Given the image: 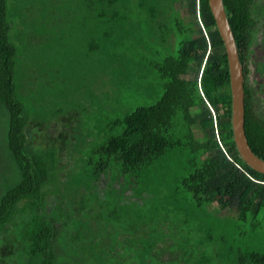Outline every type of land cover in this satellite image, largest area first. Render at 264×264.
<instances>
[{"label": "trees", "instance_id": "16d2710c", "mask_svg": "<svg viewBox=\"0 0 264 264\" xmlns=\"http://www.w3.org/2000/svg\"><path fill=\"white\" fill-rule=\"evenodd\" d=\"M29 1L0 0V114L7 123L4 156L16 172L9 183L0 173V264H193L198 225H191L193 246L180 260L175 240L154 237V225H115V233L109 225L112 219L126 220V203L153 199L163 192L162 186L196 207L234 211L240 221L259 213L264 219V175L243 162L233 142L227 59L207 0H133V10L150 26L149 35L162 30L155 38L156 60L149 65L162 95L152 105L122 112L109 127L119 128V133L94 145L80 164L70 167L61 163L62 149L53 137L44 143L31 130L41 131L43 125L31 123L23 99L33 85L37 89L41 85L40 75L35 77L39 83L26 85V75L25 83L17 82L19 60L25 59L18 54L27 51L17 43L27 42L34 50L44 46L42 36H36L43 25L38 22L36 33L32 27L49 12L48 4ZM257 1L222 4L242 65L245 136L251 151L264 160V120L252 108L244 82L259 27ZM94 2L99 7V13L90 14L94 24L105 29L114 22L122 24L123 0ZM260 8L264 13V0ZM169 38L171 46L175 41L178 45L174 52L166 47ZM50 42L46 41L52 46ZM32 134L44 145L33 146ZM107 194L115 199L114 207L105 202ZM84 195L92 208L86 206ZM87 212L94 225H72L77 215ZM263 227L250 225V231L259 237ZM11 237L19 238L16 245H11ZM210 237L198 244H206ZM242 238L231 264H264V250ZM208 251L215 257L210 247ZM164 252L170 255L166 262L159 257ZM203 252L208 256L205 247L196 253Z\"/></svg>", "mask_w": 264, "mask_h": 264}, {"label": "rangeland", "instance_id": "374dc122", "mask_svg": "<svg viewBox=\"0 0 264 264\" xmlns=\"http://www.w3.org/2000/svg\"><path fill=\"white\" fill-rule=\"evenodd\" d=\"M41 1L48 4L49 12L44 13L45 16L40 20L38 18L35 21L37 27L32 28L36 33L38 22L43 25V31L36 36H42L44 46L34 50L33 45L27 42L17 43L18 47L22 50L27 48V51L18 54L25 59L20 58L19 63H22L17 69L16 77L17 82L21 84L25 83L26 75V85H29L31 81L39 83L40 80L35 77L36 74L40 75L41 85L38 89L33 85V89L30 88L25 96L27 98L23 99L31 123L43 125L41 131L35 127L31 130L40 136L44 143L53 137L62 149L61 163L70 167L74 162L80 164L81 157L94 145L102 143L109 135L119 133V128L109 127L122 112L152 105L162 95L161 83L149 71L150 63L156 60L154 51H157L158 45L155 38L162 30L156 29L149 35L150 26L141 18L140 13L133 10V0H123L125 18L122 24H110L109 29L108 26L106 29L99 27L97 22L94 24L90 14L99 13V7L94 0ZM29 2L32 3L33 0ZM257 2L255 9L259 15V27L255 33L256 46H253L254 61L260 60L264 55V13L260 8L261 0ZM168 14H172V11ZM29 23L31 20H28ZM169 24L171 25V20ZM50 39L53 41L52 46H49ZM170 40L169 38L166 47L174 52L178 45L175 41L171 46ZM46 41H49L48 45ZM258 66V72L264 77L262 65ZM25 67L27 70L24 71ZM248 68L250 73L247 83L250 88L254 81L261 85L263 81L256 72L254 63H249ZM123 75H128V78ZM258 90L259 92L254 94L253 109L264 120V91L263 88ZM6 130V119L0 114V173L2 177L8 178L9 183L16 179V172L8 157L4 156ZM30 139L33 146L44 145L36 135L32 134ZM159 177L161 176H156L157 179ZM159 190L163 192L157 193L153 199L139 202L132 200L126 203L124 208L129 210L126 215L128 217L118 222H113L112 219L109 223L112 232L115 233V225H123L125 228L129 225H154V237L161 239L165 235L167 238L172 236L175 240L178 259H186L185 252L193 245H198L197 249L191 252L193 264H231L238 248H242L241 236L242 242L246 241L249 245L258 247L260 251L264 250V234L259 233V237H254L256 233L250 231V225L264 226L261 213L255 219L240 221L234 211L219 210L215 205L196 207L193 201L183 199V195L169 194L168 188L162 186ZM84 196L86 206L92 208L93 204L88 202L89 197ZM110 197L107 194L105 202L114 207L115 199ZM91 214L87 212L83 217L77 215L72 225H94ZM191 225L200 226L201 231L194 235ZM242 230L245 231L243 235ZM262 230L264 232V227ZM193 235L196 238L192 245L190 236ZM206 235H211L212 238L210 237L206 244L199 245L198 241L203 237L205 239ZM254 238L262 241L255 242ZM18 241V237H11V245H16ZM2 244L0 243V248ZM201 247L203 250L205 247L210 258L205 256L204 252L196 253ZM209 247L215 252V257L210 255ZM169 256L164 252L159 257L166 262L170 259ZM123 258L129 259L126 254ZM187 259L192 262L189 256Z\"/></svg>", "mask_w": 264, "mask_h": 264}, {"label": "water", "instance_id": "95a60500", "mask_svg": "<svg viewBox=\"0 0 264 264\" xmlns=\"http://www.w3.org/2000/svg\"><path fill=\"white\" fill-rule=\"evenodd\" d=\"M207 3L222 40L227 59L233 142L243 162L254 171L264 175V160L258 158L251 151L245 136L243 74L234 36L230 29L222 0H207Z\"/></svg>", "mask_w": 264, "mask_h": 264}, {"label": "flooded vegetation", "instance_id": "af4514ba", "mask_svg": "<svg viewBox=\"0 0 264 264\" xmlns=\"http://www.w3.org/2000/svg\"><path fill=\"white\" fill-rule=\"evenodd\" d=\"M257 30L258 29H255L254 34L257 32ZM262 39L264 40V37H262ZM253 46H256L255 45V42H253L252 45L250 46V55H249V57H248V59L246 61V65H247V67H249V63H254L255 70L260 75V77L262 78V81L263 82L260 85V84H258L257 81H254V82L251 83L252 84L251 85L252 88H250V86L247 83L248 76H249V73L250 72L247 73V75H246V78H245L244 82H246L245 85L247 86V88H248V90L250 92V103L252 104V108H253L254 102H255L254 94L257 93V92H259V90H258L259 88H263V91H264V77H263V74L262 73L258 72V69H259V66L258 65L259 64L262 65V71H264V55L262 54L263 57L260 60H255L254 61V59L252 58V56L255 55V53H254V48L255 47H253ZM263 53H264V51H263Z\"/></svg>", "mask_w": 264, "mask_h": 264}, {"label": "bare ground", "instance_id": "6f19581e", "mask_svg": "<svg viewBox=\"0 0 264 264\" xmlns=\"http://www.w3.org/2000/svg\"><path fill=\"white\" fill-rule=\"evenodd\" d=\"M244 92V91H243Z\"/></svg>", "mask_w": 264, "mask_h": 264}]
</instances>
